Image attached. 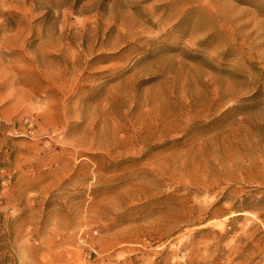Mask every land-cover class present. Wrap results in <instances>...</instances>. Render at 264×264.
I'll return each mask as SVG.
<instances>
[{"label":"rangeland","instance_id":"obj_1","mask_svg":"<svg viewBox=\"0 0 264 264\" xmlns=\"http://www.w3.org/2000/svg\"><path fill=\"white\" fill-rule=\"evenodd\" d=\"M0 264H264V0H0Z\"/></svg>","mask_w":264,"mask_h":264}]
</instances>
